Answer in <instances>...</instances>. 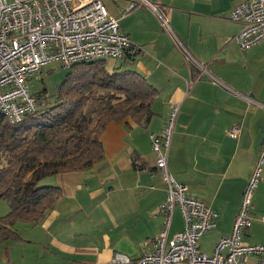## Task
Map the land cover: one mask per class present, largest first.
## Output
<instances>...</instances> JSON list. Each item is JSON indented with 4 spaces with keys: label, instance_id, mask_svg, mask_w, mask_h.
<instances>
[{
    "label": "crops",
    "instance_id": "0c3cea01",
    "mask_svg": "<svg viewBox=\"0 0 264 264\" xmlns=\"http://www.w3.org/2000/svg\"><path fill=\"white\" fill-rule=\"evenodd\" d=\"M130 1L103 2L118 30L141 48L124 63L158 91L154 116L146 125L129 118L108 123L100 162L43 179L39 184L59 187L61 196L37 225L14 226L22 240L1 244L0 264H109L116 253L137 260L153 252L164 230L159 207L167 185L150 135L160 134L172 104L180 110L168 173L216 213V228L207 232L213 247L232 232L264 145V42L240 50L234 41L242 26L229 14L242 0H149L168 28L149 5L122 16ZM234 126L235 139L227 135ZM261 175L256 195L263 199L264 164ZM4 204L0 217L8 212ZM183 227L176 208L169 236ZM243 236L244 245L264 246V239L250 238V229Z\"/></svg>",
    "mask_w": 264,
    "mask_h": 264
},
{
    "label": "built area",
    "instance_id": "2783aa9c",
    "mask_svg": "<svg viewBox=\"0 0 264 264\" xmlns=\"http://www.w3.org/2000/svg\"><path fill=\"white\" fill-rule=\"evenodd\" d=\"M104 0H0V112L18 123L35 112V101L27 82L52 63L61 68L97 59H119L141 51L119 29ZM149 0H132L122 16L139 5H149L164 27L167 20ZM230 22L242 26L234 41L240 50L264 42V0H242L229 14ZM186 58H190L187 56ZM200 66V65H198ZM180 106L172 104L160 134L150 135L156 169L167 185L166 198L159 207L164 219L155 250L137 260L116 253L109 264H264L263 245H244L242 235L250 227L247 206L261 179L264 145L244 192L243 213L238 214L230 236L222 237L211 255L198 248L200 237L216 228V213L167 170V154ZM228 137L237 138L238 127ZM184 221L183 230L169 236L174 210ZM264 224V214L261 218Z\"/></svg>",
    "mask_w": 264,
    "mask_h": 264
},
{
    "label": "trees",
    "instance_id": "16d2710c",
    "mask_svg": "<svg viewBox=\"0 0 264 264\" xmlns=\"http://www.w3.org/2000/svg\"><path fill=\"white\" fill-rule=\"evenodd\" d=\"M109 71L104 59L69 68L57 91L33 97L35 112L11 124L0 112V246L21 241L16 224L37 225L61 196L43 179L91 169L103 159L100 136L108 123L127 118L146 125L157 92L124 61Z\"/></svg>",
    "mask_w": 264,
    "mask_h": 264
},
{
    "label": "rangeland",
    "instance_id": "374dc122",
    "mask_svg": "<svg viewBox=\"0 0 264 264\" xmlns=\"http://www.w3.org/2000/svg\"><path fill=\"white\" fill-rule=\"evenodd\" d=\"M106 68L109 71H112L114 68H118L120 66L121 61L119 59H104ZM69 69L61 68L57 63H52L43 68L40 72L34 74L30 80L27 82L28 84V91L29 94L32 96H36L40 93H45V96L53 95L59 86L61 85V82L64 81L66 74L68 73ZM175 128V127H174ZM174 132V131H173ZM173 135V134H172ZM258 186V184H257ZM257 186L254 188V191L252 192L249 205L247 206V213L246 216L250 220V231H252V240H261L264 239V224L260 217V213L264 212V198H260L256 195ZM5 208V202H0ZM244 209L242 207V202L240 204V210L239 213H243ZM2 211H0V214ZM264 214V213H263ZM179 214H176V216ZM258 216L259 222L253 220V216ZM177 219V217H176ZM232 233V232H231ZM231 235V234H230ZM229 235V236H230ZM244 240V236L242 235V238ZM247 240V239H245ZM244 243V242H243ZM214 245V238L212 233L205 234L202 239L200 237L198 242V247L202 253L211 255L213 249L215 248Z\"/></svg>",
    "mask_w": 264,
    "mask_h": 264
}]
</instances>
